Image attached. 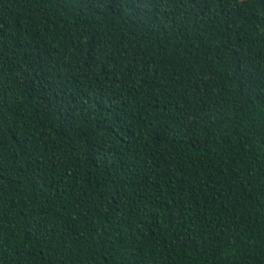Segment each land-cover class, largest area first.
<instances>
[{
  "label": "trees",
  "instance_id": "16d2710c",
  "mask_svg": "<svg viewBox=\"0 0 264 264\" xmlns=\"http://www.w3.org/2000/svg\"><path fill=\"white\" fill-rule=\"evenodd\" d=\"M0 264H264V0H0Z\"/></svg>",
  "mask_w": 264,
  "mask_h": 264
}]
</instances>
